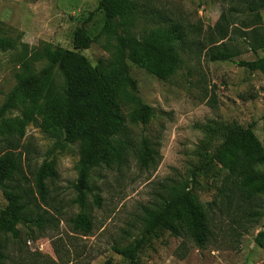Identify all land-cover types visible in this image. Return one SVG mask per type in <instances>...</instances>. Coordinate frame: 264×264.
Listing matches in <instances>:
<instances>
[{
  "label": "rangeland",
  "instance_id": "rangeland-1",
  "mask_svg": "<svg viewBox=\"0 0 264 264\" xmlns=\"http://www.w3.org/2000/svg\"><path fill=\"white\" fill-rule=\"evenodd\" d=\"M100 1L0 0V35L27 45L30 51L49 43L85 56L93 66L110 62L116 58L117 40L104 29V18L98 10ZM152 7L182 24L184 30L192 29L193 33L186 49H179L181 59L177 71L167 79L153 73L150 67L128 61L137 90L121 87L120 91L125 99L121 105L134 151L120 169L115 165L111 168L101 165L93 170V193L99 194L103 203L97 208L92 194L88 197L94 219L89 235L75 232L71 222L80 212L74 201L75 184L77 165L86 143L68 142L57 126L53 111L48 109L40 114L39 106L45 100L38 98L34 104L35 90L28 91L22 105L0 115V155L6 150L21 152L31 180H34L32 173L46 162L52 163L57 171L52 182L46 180L49 204L61 210L57 225L42 231L20 228L22 241L12 248L15 258L19 256V248L27 252L23 255L26 264H30L29 256L38 259L36 264H103L108 259L114 264H129L113 248L128 246L141 238L144 207L157 200L156 195L163 192V187H172L190 176L199 162V146L207 125L236 121L244 127L252 126L264 147V74L239 64L264 57V49L257 53L245 51L229 61H210L206 52L194 44L198 41L194 28L202 27L204 35L228 9L229 0H157ZM91 13L93 15L89 16ZM261 14L264 24V9ZM233 19L237 23L233 28L252 24L246 15L238 14ZM83 25L95 41L88 49L77 50L73 44L74 34ZM251 28L243 30L248 32ZM237 38L236 44L247 48L244 39ZM150 66L156 72L160 70L158 63ZM33 67L42 80L48 78L47 71L53 69L52 83L58 87L54 102L66 91L70 94L76 91L68 85L60 64L43 59ZM21 71L19 51H0V111L17 86ZM136 97L155 110L147 124L131 121L133 112L138 109ZM76 117L81 127L91 121L84 113ZM143 138L149 139L159 152L158 166L140 168L138 149ZM213 168L219 175L209 181L210 187L196 188L203 202L215 198L216 189L227 174L221 166ZM259 203L258 210L263 217L249 224L247 232L234 235L233 224L225 222L227 224L215 229V239L202 249L190 242L179 218L167 217L163 222L164 236L153 239L144 249L140 254L141 264H264V198ZM6 205L0 190V210ZM29 230L34 239L25 243Z\"/></svg>",
  "mask_w": 264,
  "mask_h": 264
},
{
  "label": "trees",
  "instance_id": "trees-1",
  "mask_svg": "<svg viewBox=\"0 0 264 264\" xmlns=\"http://www.w3.org/2000/svg\"><path fill=\"white\" fill-rule=\"evenodd\" d=\"M156 1H100L98 10L104 18V29L116 37L117 45L116 58L98 66H93L85 56L77 52L49 43H43L36 50L30 51L27 45L17 44L11 38L0 35V51H19L22 64L17 86L1 108L0 115L22 105L28 91L35 90L34 104L38 98L45 100L39 106L40 114L46 113L48 109L53 111L60 132L65 133V139L71 143L85 142L87 145L77 165L75 184L77 196L74 201L80 212L71 220L74 231L85 236L94 228L89 195L92 194L93 205L97 208H101L103 203L102 197L93 193V170L101 165L106 168L115 165L120 169L134 151L121 105L122 99H125L120 91L121 87L137 90V81L131 75L128 61L150 67L153 73L167 79L177 71L181 59L179 49H186L193 33L192 29L188 32L173 18L154 10L152 6ZM262 9L264 0H229L228 9L204 35L202 27L194 28L198 38L194 44L200 47V51L206 52L210 61H229L248 50L253 53L263 50ZM238 14L250 17L252 24L233 28L237 24L233 17ZM249 28L251 30L248 32L243 30ZM238 36L244 39L247 48H240L236 44ZM94 41L90 30L83 25L76 30L73 44L77 50H84ZM43 59L52 64H60L69 81L68 85L76 90L74 93L66 91L54 102L58 87L52 83L53 69L47 71L48 78L43 80L34 71L33 64ZM156 63L160 65L157 72L150 66ZM239 64L264 74V57L241 61ZM132 97L135 98L134 95ZM136 99L138 109L133 112L131 121L134 124H147L155 110L139 98ZM82 113L91 120L84 127L80 126L81 121L76 117ZM203 132L205 138L199 146V162L190 176L172 187H163V192L156 195L157 200L144 207L141 238L128 246L113 248L129 264H141L140 254L153 239L164 236L163 222L171 215L182 221L188 239L199 249L215 239V229L227 224L225 222L233 224L236 231L234 235H241L248 231L249 224L255 222V219L263 217L258 208L259 200L264 198V147L254 135L252 126L244 127L236 121H217L207 125ZM157 159L160 160L159 152L149 139L143 138L138 149L140 168L158 166ZM213 166H221L227 170V174L217 187L215 198L203 202L196 194V188H208L209 181L218 177L219 171ZM32 175L34 180L26 172L21 152L6 150L0 155V190L7 202L0 210V264H26L23 255L27 252L19 248V256L15 258L12 250L22 241L20 228H37L42 231L57 225V215L61 210L49 204L46 183L47 179L52 182L57 177V171L52 163L46 162ZM29 232L31 230L24 239L25 243L34 239V235ZM29 259L30 264L38 262L33 256H29ZM103 264L114 263L108 259Z\"/></svg>",
  "mask_w": 264,
  "mask_h": 264
}]
</instances>
